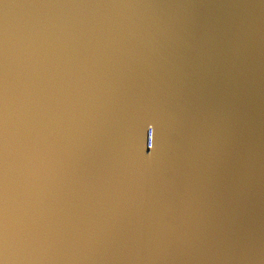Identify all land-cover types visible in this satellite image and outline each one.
I'll return each mask as SVG.
<instances>
[{
	"label": "water",
	"instance_id": "95a60500",
	"mask_svg": "<svg viewBox=\"0 0 264 264\" xmlns=\"http://www.w3.org/2000/svg\"><path fill=\"white\" fill-rule=\"evenodd\" d=\"M0 264H264V0H0Z\"/></svg>",
	"mask_w": 264,
	"mask_h": 264
}]
</instances>
